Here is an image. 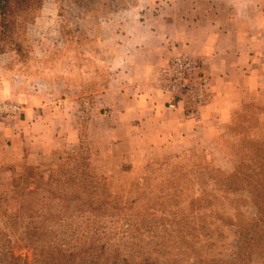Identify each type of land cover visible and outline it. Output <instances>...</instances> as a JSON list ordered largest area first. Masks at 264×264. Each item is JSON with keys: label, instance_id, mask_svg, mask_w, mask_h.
I'll use <instances>...</instances> for the list:
<instances>
[{"label": "rangeland", "instance_id": "374dc122", "mask_svg": "<svg viewBox=\"0 0 264 264\" xmlns=\"http://www.w3.org/2000/svg\"><path fill=\"white\" fill-rule=\"evenodd\" d=\"M194 4L43 0L0 38V84L12 88L0 98V128L18 130L22 104L46 87L66 143L51 160L0 161V264H264V116L256 111L236 116L233 144L150 160L131 185L94 158V134L109 127L98 116L120 91L171 95L161 83L171 59L202 62L161 49L163 37L189 30L182 11ZM148 20L159 22L155 37ZM70 118L75 135L63 128Z\"/></svg>", "mask_w": 264, "mask_h": 264}, {"label": "crops", "instance_id": "0c3cea01", "mask_svg": "<svg viewBox=\"0 0 264 264\" xmlns=\"http://www.w3.org/2000/svg\"><path fill=\"white\" fill-rule=\"evenodd\" d=\"M228 1L232 4L227 9L220 8L215 0H208V6L200 9L193 0L194 5L182 11L191 17L184 19L191 25L189 30L162 39L161 49L169 55L186 50L202 58L210 80V98L199 106L196 115L188 117L185 115L190 104L187 99L169 109L165 102L172 96L156 88H137L127 96L120 91L113 99L111 112L98 116L109 127L98 138L94 134L98 152L93 157L110 163V167L105 166L99 172L127 173L132 178L131 185L134 174L150 160L185 149L216 151V145L233 144L234 125L240 112L251 109L264 116L261 108L264 106V0ZM158 24L148 20L144 27L155 37L160 32ZM136 78L147 80V77ZM11 90L8 83L0 84V98ZM50 102V89L45 87L42 94L33 95L22 104L24 118L20 119L18 130L1 126L0 161L29 159L28 162L37 163L43 157L51 160L66 146L64 133L55 125L62 112L51 110L47 105ZM72 121L70 118V124L63 128L75 135Z\"/></svg>", "mask_w": 264, "mask_h": 264}, {"label": "built area", "instance_id": "2783aa9c", "mask_svg": "<svg viewBox=\"0 0 264 264\" xmlns=\"http://www.w3.org/2000/svg\"><path fill=\"white\" fill-rule=\"evenodd\" d=\"M161 83L172 95L170 107L175 108L178 102L187 99L190 103V107L186 110L189 116L196 115L199 106L211 96L210 80L197 57L174 56L170 68L163 74Z\"/></svg>", "mask_w": 264, "mask_h": 264}, {"label": "trees", "instance_id": "16d2710c", "mask_svg": "<svg viewBox=\"0 0 264 264\" xmlns=\"http://www.w3.org/2000/svg\"><path fill=\"white\" fill-rule=\"evenodd\" d=\"M43 0H0V38H10L18 23L42 5Z\"/></svg>", "mask_w": 264, "mask_h": 264}]
</instances>
